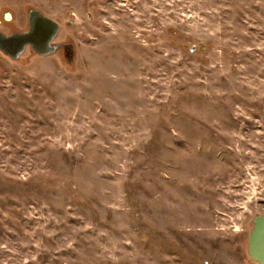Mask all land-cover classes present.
<instances>
[{
  "label": "rangeland",
  "instance_id": "rangeland-1",
  "mask_svg": "<svg viewBox=\"0 0 264 264\" xmlns=\"http://www.w3.org/2000/svg\"><path fill=\"white\" fill-rule=\"evenodd\" d=\"M0 264H259L264 0H0Z\"/></svg>",
  "mask_w": 264,
  "mask_h": 264
},
{
  "label": "water",
  "instance_id": "water-1",
  "mask_svg": "<svg viewBox=\"0 0 264 264\" xmlns=\"http://www.w3.org/2000/svg\"><path fill=\"white\" fill-rule=\"evenodd\" d=\"M28 27L23 32H13L4 35L0 31V52L10 60H17L25 48L39 56H50L62 46L53 43L59 31V25L54 20L42 14L39 10H30L27 14ZM247 252L250 260L264 264V216L256 215L247 238Z\"/></svg>",
  "mask_w": 264,
  "mask_h": 264
}]
</instances>
